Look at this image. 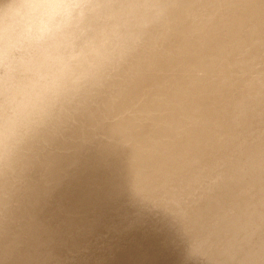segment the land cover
Here are the masks:
<instances>
[{"label":"clouds","instance_id":"1","mask_svg":"<svg viewBox=\"0 0 264 264\" xmlns=\"http://www.w3.org/2000/svg\"><path fill=\"white\" fill-rule=\"evenodd\" d=\"M255 14L253 0H0V264L20 247L31 177L84 157L131 170L146 214L189 264H264V198L247 182L264 172V149L214 120L233 76L264 88ZM168 74L203 98L194 149L144 131ZM246 115L232 106L233 132Z\"/></svg>","mask_w":264,"mask_h":264},{"label":"rangeland","instance_id":"2","mask_svg":"<svg viewBox=\"0 0 264 264\" xmlns=\"http://www.w3.org/2000/svg\"><path fill=\"white\" fill-rule=\"evenodd\" d=\"M253 9L255 17L264 13V0H253ZM262 29L264 24L256 32ZM260 48L264 51V43ZM186 59L195 62L191 55ZM224 75L230 74L224 71ZM158 83L165 98L161 114L151 117L144 131L154 132L172 150L182 146L195 148L191 135L184 136L173 127L187 113L200 117L189 110L201 97L199 90H184L181 78L173 74L159 77ZM250 91L255 103L246 100ZM224 94L230 96L228 103L242 98L247 115L235 132L230 121H221L222 130L254 139L258 143L255 147L264 149V88L253 84L248 89L243 79L233 76L228 87L216 95L215 109L219 108L218 96ZM203 103L200 101L201 107ZM249 133L254 135L249 137ZM196 135L203 139L212 136L203 129ZM84 159L55 173L40 172L31 177L29 191L22 199L24 208L16 216L20 247L6 264H189L182 249L172 242L173 236L158 229L146 214L143 202L128 206L115 202L120 195L113 194L112 184L131 176V170H122L120 176L115 170L107 174L103 172L105 167L97 166L88 157ZM259 178L262 183L256 191L264 198V172L253 174L247 181Z\"/></svg>","mask_w":264,"mask_h":264},{"label":"bare ground","instance_id":"3","mask_svg":"<svg viewBox=\"0 0 264 264\" xmlns=\"http://www.w3.org/2000/svg\"><path fill=\"white\" fill-rule=\"evenodd\" d=\"M263 24H264V13H261V14H259V16H256L253 19L252 25L250 26V28H252L254 30V32H255V38L261 42L260 43V46H261L262 43H264V29L260 30L259 32H256V30H257V27L258 26H261ZM178 41H179V39L177 38L176 41H175V43H177ZM229 98H230V96L229 95H225V94L224 95H221V96H218L219 108L214 110V120H215L216 124L218 125V128L215 129V130H222L223 129V125L221 124V121H230V113H231L230 111H231L232 106L234 104H236L237 102H243L245 104V102H244V100H242V98H239L237 101L228 103ZM246 100L250 101L251 103H255L256 102V98H254L252 100H249L246 97ZM200 101L201 102L203 101L202 97H198L197 101L190 107L189 110H192V112H196V109L198 107H201L200 106ZM200 115H201V113L198 114V116H200ZM190 119H198V118H195L190 113H187L186 115H184L182 117L181 121H178V122H176L174 124V127L173 128L174 129H177V130H180V132L184 136H190L191 135V130L188 128V124L190 122ZM183 121H186L187 123L184 124ZM202 129L207 134H210V135H212L213 134V131H214L211 127H203V128L198 129L197 131H200ZM201 139H203V138H201ZM257 144L258 143L256 142V145ZM185 147H189V148H193L194 149L193 146H182V147H178V148L173 149V150L174 151H180V150H183ZM83 159H81V160H83ZM90 160H92V159H90ZM85 161H88V160H85ZM114 170L116 171L117 176H120V174L122 173V170L120 168H118V167L117 168H108V167H105V169H104L103 172H107V174H110V172H112ZM100 172H102V171H100ZM102 175H104V174L102 173ZM98 177H99V174H98ZM247 182L250 183V184H254L256 186V188H257V187H259L261 185L262 179L259 178V179L255 180V181H247ZM106 190H107V188H106ZM111 190H113V194H119L120 195V198H118L115 201L116 203L118 202L117 204L120 203V204H123V206L124 205L125 206H128L129 204H136L138 202H142L140 196L135 191V178H134L133 175H131L129 177L120 178L117 181H115L112 184V189ZM108 194L109 193H107V195ZM123 206H122V208H124ZM117 207L120 208L121 205L120 206L118 205ZM21 208H24L23 203L21 204ZM121 217H123V215ZM24 256H26V255H24Z\"/></svg>","mask_w":264,"mask_h":264}]
</instances>
